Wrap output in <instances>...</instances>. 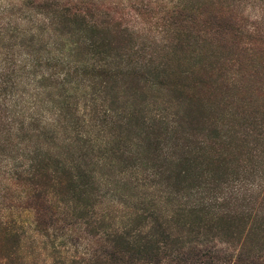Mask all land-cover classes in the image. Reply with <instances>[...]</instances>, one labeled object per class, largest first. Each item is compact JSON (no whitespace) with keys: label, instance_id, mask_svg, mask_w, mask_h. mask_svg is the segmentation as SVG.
<instances>
[{"label":"trees","instance_id":"16d2710c","mask_svg":"<svg viewBox=\"0 0 264 264\" xmlns=\"http://www.w3.org/2000/svg\"><path fill=\"white\" fill-rule=\"evenodd\" d=\"M150 4L126 14L137 21ZM111 24L60 0L0 7V264H36L26 260L23 237L51 238L53 197L68 180L104 246L95 264L187 262L168 242L177 224L186 226L181 215L223 204L205 165L212 147L191 140L199 130L184 110L187 90L133 68L122 46L131 29ZM203 167L206 176L197 172ZM183 238L184 247L193 241ZM200 245L206 254L197 253V264L227 251L207 233Z\"/></svg>","mask_w":264,"mask_h":264},{"label":"rangeland","instance_id":"374dc122","mask_svg":"<svg viewBox=\"0 0 264 264\" xmlns=\"http://www.w3.org/2000/svg\"><path fill=\"white\" fill-rule=\"evenodd\" d=\"M22 1L34 6L53 2ZM149 1L151 8L137 17L140 25L134 26L137 21L126 12ZM9 2L0 0V7ZM60 2L89 8L97 23L111 21V27L130 28L122 46L132 67L140 73L155 70L170 88L183 86L192 99L184 107L199 130L193 131L191 140L194 146L212 147L205 165L207 161L214 169L208 174L220 185L223 204L207 214L181 215L186 226L177 224L174 240L168 241L172 248L185 250L182 257L188 261L181 264H197V253L206 254L200 245L206 233L215 236L219 249L227 250L220 260L207 264H235L237 256L243 258L237 264H264V0ZM256 25L262 26L259 34ZM203 169L197 172L206 176ZM69 183L73 184L68 180L53 197L59 221L50 228L51 238L34 231L23 237L29 263L95 264L104 247L91 212H86L73 185L65 187ZM153 206L161 213L162 204ZM23 217L28 224L34 219L26 212ZM183 227L187 229L182 231ZM184 236L193 240L185 247L180 245Z\"/></svg>","mask_w":264,"mask_h":264}]
</instances>
